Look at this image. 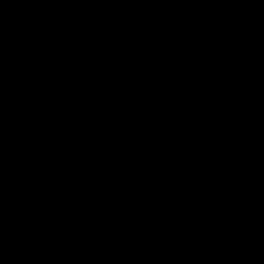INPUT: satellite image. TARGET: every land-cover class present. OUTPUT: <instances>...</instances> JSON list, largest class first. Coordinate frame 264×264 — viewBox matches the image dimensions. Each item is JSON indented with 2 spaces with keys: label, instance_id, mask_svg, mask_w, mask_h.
<instances>
[{
  "label": "water",
  "instance_id": "95a60500",
  "mask_svg": "<svg viewBox=\"0 0 264 264\" xmlns=\"http://www.w3.org/2000/svg\"><path fill=\"white\" fill-rule=\"evenodd\" d=\"M0 264H264V0H0Z\"/></svg>",
  "mask_w": 264,
  "mask_h": 264
}]
</instances>
